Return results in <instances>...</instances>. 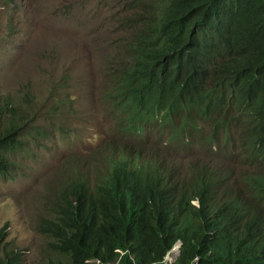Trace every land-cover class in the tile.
Listing matches in <instances>:
<instances>
[{
  "label": "trees",
  "instance_id": "16d2710c",
  "mask_svg": "<svg viewBox=\"0 0 264 264\" xmlns=\"http://www.w3.org/2000/svg\"><path fill=\"white\" fill-rule=\"evenodd\" d=\"M122 1L128 35L117 47L126 58L110 63L108 97L126 132L170 127L176 141L211 123L210 141L244 169L236 185L225 167L196 164L190 177L177 176L110 145L93 184L78 169L53 193L39 222L55 254L46 264H169L180 243L174 264H264V0ZM6 111L2 175L8 153L23 147L15 118H24L10 104ZM7 229L0 264H23L22 251L4 249Z\"/></svg>",
  "mask_w": 264,
  "mask_h": 264
},
{
  "label": "rangeland",
  "instance_id": "374dc122",
  "mask_svg": "<svg viewBox=\"0 0 264 264\" xmlns=\"http://www.w3.org/2000/svg\"><path fill=\"white\" fill-rule=\"evenodd\" d=\"M123 7L121 0H0V118L9 114L7 104L24 118H15L23 147L8 153L10 173L0 174V229L8 225L4 249L22 251L23 264L55 258L50 239L39 232L40 218L75 170L94 183L95 174L107 167L108 145L165 154L173 165L187 168L189 177L196 164L229 168L235 179L244 169L231 151L218 152L210 141L216 132L211 123L201 122L202 131L179 144H165L170 134L156 128L124 135L108 97L110 63L126 58L117 47L128 35L120 24L129 15ZM245 184L240 181L238 188ZM178 254L174 249L168 261Z\"/></svg>",
  "mask_w": 264,
  "mask_h": 264
},
{
  "label": "clouds",
  "instance_id": "9594fccd",
  "mask_svg": "<svg viewBox=\"0 0 264 264\" xmlns=\"http://www.w3.org/2000/svg\"><path fill=\"white\" fill-rule=\"evenodd\" d=\"M122 1V0H121ZM123 2V1H122ZM122 9H125V7H123ZM117 113H119V116H117V118L120 120V122L123 124V125H125L123 122H122V120H121V112H117ZM154 128H156L159 132H161V133H169L170 135H169V137H168V139L166 140V141H164L165 142V144H169V143H176V144H179V141L178 140H176V141H174L173 140V133H172V131H171V128L170 127H167V129H165V130H163L161 127H158V126H153L152 124H150V126H148V130H147V132H145V133H148V132H151ZM125 129H126V126H125ZM175 130H177V129H174V131ZM127 131V130H126ZM173 131V132H174ZM145 133H137V132H132L130 135L127 133V132H124V135L126 136V137H134L135 135H142V134H145ZM234 135H236L237 136V139H236V141L237 140H239V137H238V135L236 134V133H234ZM181 138H189V141H190V137L189 136H184V137H181ZM180 139V138H179ZM184 140H186V139H184ZM108 146H110V145H108ZM118 146V145H117ZM107 150H108V147H107ZM106 150V151H107ZM126 153H127V155H130V154H133L134 153V151H131V152H129L128 150H126ZM140 153H141V156H142V162L143 161H145V162H149V161H158V162H160V163H162V164H164L166 167H170L169 168V170H172L173 172H174V174L175 175H177V176H180V174L181 173H184L185 172V169H187V168H185V169H181V168H178L176 165H173V163H171V162H169V160H171L170 158H168L165 154H163L162 156H160V155H154V154H145V155H143V152L142 151H140ZM105 160H106V154H105ZM191 169V168H190ZM226 169H229V168H226ZM231 173H232V175H233V180H231L230 181V184H232V185H236V180L237 179H235L236 177H235V174H234V172L230 169L229 170ZM102 173L103 172V170H101V171H99V173ZM105 172L107 173V169H105ZM70 178V177H69ZM234 179H235V181H234ZM234 181V182H233ZM194 204L196 205V206H198V207H200V202L199 201H195L194 202ZM181 247H182V244L180 243V244H178L174 249H177V252H179V254L176 256V259L175 260H172V262H169L168 261V259L170 258V256L172 255V253H173V251H171L169 254H168V256L166 257V262L167 263H169V264H174L175 262H176V260H177V258H178V256L180 255V250H181ZM176 251V250H175Z\"/></svg>",
  "mask_w": 264,
  "mask_h": 264
}]
</instances>
